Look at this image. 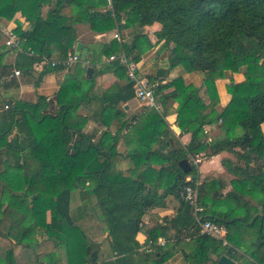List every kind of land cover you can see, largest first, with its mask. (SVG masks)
Segmentation results:
<instances>
[{
  "label": "trees",
  "instance_id": "16d2710c",
  "mask_svg": "<svg viewBox=\"0 0 264 264\" xmlns=\"http://www.w3.org/2000/svg\"><path fill=\"white\" fill-rule=\"evenodd\" d=\"M43 6L49 7L45 15ZM17 12L29 24L26 30L17 22L13 29L23 40L14 67L23 73H29L44 57L65 59L79 41L80 24L94 34L120 31L121 22L132 29L128 41L113 38L96 48L84 45L80 60L96 68L102 57L122 52L138 63L154 46L143 27L157 22L160 30L155 37L162 41L160 50H171L170 68L199 74L202 82L199 87L185 85L179 76L157 86L156 95L173 87L181 96L176 125L181 134H189L185 145L166 149V143L175 138L164 119L165 96H160L163 107H145L149 114L133 129L141 149L126 157L117 151L116 138L108 131L97 138L86 135L83 128L88 118L77 113L84 94L96 88L103 70L97 69L90 79L82 70L78 83L65 78L55 96V113L46 110L41 97L36 103L10 104L0 98V155L13 158L12 166L4 161L0 171V185L10 193L7 206L0 210L3 264H42L43 258L47 264H161L179 257L185 264H200L202 258L217 262L222 254L235 264H264V0H0V19L10 20ZM1 40L0 33V87L1 69L7 68L2 60L8 52ZM106 68L127 78L125 66L117 60ZM241 70L244 80L231 81L227 87L233 100L218 110L216 82ZM123 92L120 100L112 95L104 100L113 108L133 98L132 82L128 81ZM237 93L241 105L235 104ZM98 99L101 102V96ZM219 120L225 137L207 142L205 129ZM236 128L241 133L230 136ZM161 137L165 144L153 148ZM221 153L232 154L241 166L233 170L229 159L223 161L235 175L226 192L221 178L206 177L200 182L202 212L198 216L225 227L229 245L201 233L191 206L180 196L186 177L198 178V167L191 164V158ZM97 156L106 157V166L88 172ZM182 159L191 166L188 174L178 165ZM121 162L126 169L114 172ZM74 193L82 205L78 219L91 216L101 222L103 214L114 258L110 255L102 261L97 243L72 218ZM148 209L171 213L157 217L145 230V247L139 250L142 245L135 236L144 230L142 218ZM247 234L253 238L246 240ZM159 238L164 239L163 245L158 244Z\"/></svg>",
  "mask_w": 264,
  "mask_h": 264
},
{
  "label": "crops",
  "instance_id": "0c3cea01",
  "mask_svg": "<svg viewBox=\"0 0 264 264\" xmlns=\"http://www.w3.org/2000/svg\"><path fill=\"white\" fill-rule=\"evenodd\" d=\"M48 9H49L48 6H43L42 8L43 15L46 14ZM66 12L68 11L66 10ZM17 22H20L22 29H26V30L29 29V24L24 20V18L21 16V13L19 12H17L10 20L0 19V26L9 28L13 31V29L17 26ZM121 25H122L120 29L121 32L115 29L105 34H94L89 30L90 34L86 35L87 39L85 36L86 34L85 31L82 30V25L81 24L78 25L79 41L77 43L81 44L80 51L84 45H90L91 47L96 48V46L99 45V43L108 42L109 40L113 39V34L115 32L119 33L120 40L121 39L126 41L130 40V37L132 35L131 34L132 29L130 27H127L124 24V22H121ZM143 30L154 46L152 47V49L147 51L141 57L138 63H136L137 72L139 74L147 77L150 81L158 83V85H167L172 80L178 78L179 76H182L185 85H188L190 83L197 87L201 85V79L196 74L187 73L183 70L182 67H175L172 69L170 68L168 59L171 54V50L170 48H165L163 50H160L159 48L162 45V42L159 43L155 38V33L159 32L160 30L159 23L155 22L152 25L144 26ZM155 41L157 42L156 46H155ZM75 46L73 52H75ZM16 53L17 52H13L8 49V52L4 55L2 60V65L7 66V68L1 69L2 76H1L0 98L3 99V101L6 104L13 103L14 101L36 103L38 97H41L43 98V103H45L47 106L46 110L48 112L55 113L58 110V105L55 102V96L62 82L65 80V78L70 77V79H72L71 80L72 82L74 79L78 83L80 82L82 77V70H84L83 76L88 79L92 78V76L94 75L97 69L103 70L100 79L98 80V84L96 88L92 92L89 91L86 94H84L83 100L77 109V113L79 115L88 118V121L83 128V132L86 135H90L93 138H97L100 134H102V132L108 131L112 137L116 138L115 141L117 143V151L122 153L124 157H126L133 150L139 151L141 149L139 136L134 132L133 129L135 128L136 125H138L140 122H142L145 119V117L149 114L150 111L147 110L141 102L139 103L137 101L138 99L135 96L125 101H119V103L115 105L113 108L109 107L108 103L104 100V96L112 95L114 98L120 100L121 96L123 95L125 96V93L123 92V88L128 83V78H121L120 71L107 69L106 66L110 62L108 58L102 57V63L104 64L101 63V66L96 65L95 66L96 68L88 65L86 61H82L79 59V61L76 62L72 67L68 69L63 68L62 70L59 69L51 70L49 69V67L51 66L42 64V60H41L33 64L29 73H23L19 69L14 67ZM49 59L55 60L58 58L54 55L51 56ZM87 67L93 68L91 77H86ZM14 70H19L21 72V75L19 77L11 76ZM73 75L76 78H73L74 77ZM230 79H233V81L237 80L235 83L242 82L244 80L242 70L239 71L238 73H232V74L227 73L224 79H220L218 81L219 82L221 80L229 81ZM218 81L216 82V85L220 95L222 92L220 91ZM220 83H222V81ZM83 87H82V91L81 90L79 91L81 92L80 94L84 92ZM170 95H172L173 97H171ZM100 96H101V102L98 99V97ZM160 96H165V100H164L165 102L164 107L166 111L164 117L165 122L169 125V129H175L176 138H178L177 141L171 140L170 142H167L166 149H168L170 146L173 145L176 149H179V145L177 143L183 146L189 140V134H183V133L181 134V130L176 125V112L180 104L181 96L177 93V91L174 90L173 87L164 88L157 95L158 108L163 107V105L161 104L162 101L159 99ZM169 96L171 98H169ZM205 97L206 95L203 94V99ZM84 98H88V99H84ZM221 107L223 108L225 106H221ZM130 119L133 120V122L127 123L128 120ZM124 123L128 124L127 127L122 126ZM219 123L220 122H218V124ZM215 125L216 124L205 129L207 142H210L212 138L217 136L218 129ZM261 127L264 133V123L262 124ZM179 138L181 141L179 140ZM161 144H165V139L163 137H161L160 143L158 145ZM224 155L227 154L221 153L216 156L206 157L199 165L198 179L200 182H202V180L206 177L221 178L226 183V188L224 189V191L226 192L231 189V186L228 183L229 182L228 178L229 177L232 178L231 177L232 174L226 170L224 174L220 175L221 170L219 168L218 169L215 168L216 165L218 164V161L221 160L222 157H224ZM0 164H2V161ZM106 164H107L106 157L97 156L92 161V163L88 165L87 171L88 172L100 171L103 169V167L106 166ZM124 165L125 164L123 162L118 164L116 168L117 170H114V172L115 171L117 172L118 170L123 171L124 169H126ZM155 168L157 169L158 167ZM162 191L163 189L161 190V192ZM0 194L2 198L1 200L2 202L0 201V206H1L0 210L3 211L4 208L7 206V202H8L7 200L10 193L6 188L0 185ZM77 205H78L77 206L78 212L76 213L75 216L78 222L84 219L87 220L88 218H94L88 216V217H80V219H78L79 216H81L80 209L82 208V205L81 204H77ZM71 206L72 204H70V209ZM155 211L156 210L154 209L146 210L142 218V227L144 228V230L138 232L135 236V240L140 245H142V247L139 250H142V248L145 247L144 245V241L146 239L145 230L147 231L150 229L151 224L157 219V217H161L171 213L170 211H161L158 213H156ZM46 220L47 222L50 221L49 212H47ZM98 221L100 222L99 219ZM100 223H101V242L104 239L106 240L105 241L106 244L105 245L101 244V246H99L100 247L99 254L101 256V260L106 261L109 259L110 255H113V258L115 257L114 255L115 250L113 247L112 239L108 231H104L103 214H101ZM85 233L87 235L86 231ZM176 233L178 234V232L173 231L172 234H176ZM88 237L92 239V241H99L98 239H100V238L98 239L91 238L90 236ZM161 264H185V261L181 257H179L176 258L175 260L166 261ZM200 264H218V263L215 262L214 259L202 258Z\"/></svg>",
  "mask_w": 264,
  "mask_h": 264
},
{
  "label": "built area",
  "instance_id": "2783aa9c",
  "mask_svg": "<svg viewBox=\"0 0 264 264\" xmlns=\"http://www.w3.org/2000/svg\"><path fill=\"white\" fill-rule=\"evenodd\" d=\"M0 33L3 36L5 46L9 50L13 52H22L23 40L16 36L11 29L0 26ZM113 38L120 40L119 33L115 32L113 34ZM29 53L32 54L31 51H29ZM41 60L42 64L51 66L52 68H57L61 66L65 69H68L79 61V56L75 52H72L69 53L68 56L63 60H51L45 57ZM108 60H117L121 65L125 66L126 75L128 81L132 82V88L134 90L135 97L139 99V101L143 104L144 107L158 108L156 95L158 83L150 81L147 77L139 74L137 72L136 63L129 61L122 52L119 54L111 55ZM20 75L21 72L19 70H14L11 76L19 77ZM5 108H7V106H5ZM204 159V154L196 155L191 158V164L199 167V165ZM185 183V186L181 188L180 196L191 206L192 214L200 225V232L207 234L217 240H220L222 242V245H229L225 239L227 233L225 227L218 225L208 219L201 221V218L198 216V214L202 212V207H200L198 204V186L200 184L199 179L197 178L195 181H193L191 176H187L185 179ZM164 242L165 241L163 238L158 239L159 245H163Z\"/></svg>",
  "mask_w": 264,
  "mask_h": 264
},
{
  "label": "rangeland",
  "instance_id": "374dc122",
  "mask_svg": "<svg viewBox=\"0 0 264 264\" xmlns=\"http://www.w3.org/2000/svg\"><path fill=\"white\" fill-rule=\"evenodd\" d=\"M82 30H84L85 31V36L86 35H88V34H90V32H89V29L86 27V26H84V25H82ZM121 32V31H120ZM156 38V37H155ZM86 39H87V36H86ZM156 40H157V38H156ZM159 43L160 42H162V41H158ZM1 43L3 44L4 43V41H3V39L1 40ZM157 45V42L155 41V46ZM242 73H243V71H242ZM191 74H195V73H191ZM200 79H201V82H202V76L201 75H199V74H196ZM243 77H244V75H243ZM222 81V83H220ZM220 82H219V87H220V91L222 92L221 94H220V97H219V103H218V110H220V109H222V107L221 106H227L233 99H232V95L227 91V87H228V85L229 84H231V81H232V83H235L236 81H233V79H230L229 81H227V80H221ZM201 93H202V91H201ZM202 95H203V93H202ZM171 97H173L172 95H170ZM169 96V98H171ZM238 96H239V93H237L236 94V96H235V104H238V105H241L242 104V102H241V99L240 98H238ZM203 97V96H202ZM139 103H140V101H139V99L137 100ZM204 101H205V103L206 104H208V102H207V98L205 97L204 98ZM3 109H6L5 108V105H4V107H3ZM219 122H220V120H219ZM171 125V124H170ZM166 126H167V128L169 129V125L168 124H166ZM216 127H217V129H218V133H217V136H215L214 138H212V140L213 139H216V138H222V137H225V133H224V131L221 129V126H220V123L218 124V123H216V125H215ZM162 128H164V126H162ZM169 132L171 133V135H173L174 137H175V139L173 140V141H177L178 140V138H176V133H175V129H169ZM241 133V131H240V129L239 128H236V129H234L232 132H230V136L231 135H239ZM172 140V139H171ZM179 140H180V138H179ZM181 141V140H180ZM156 146H158V143L156 142V143H154V145L152 146L153 148H156ZM227 155H224V157H222V159L221 160H219L218 161V164L216 165V167L215 168H219L221 171H220V175H222V174H224V172H226V167H225V165L223 164V161L225 160V159H229L232 163H233V170H237L240 166H241V164L239 163H236V161H235V157L232 155V154H230V153H226ZM205 158H206V156H205ZM1 161H2V164H0V171L3 169V162L4 161H6V163L8 164V165H11L12 166V164H13V158L12 157H10V156H6L5 154H1L0 155V163H1ZM198 169H199V167H198ZM264 171V169H262V172ZM232 175H231V177L232 178H228V180H229V185H230V181L232 180V179H234L235 178V175L233 174V173H231ZM231 186V185H230ZM9 198H10V194H9V197H8V200H9ZM2 200V198H1V194H0V201ZM7 200V201H8ZM7 201H5V202H7ZM2 202V201H1ZM8 203V202H7ZM4 204V203H3ZM70 204H72V206H71V209H70V211H71V216H72V218L74 219V221L78 224V226L83 230H85L86 232H87V235L88 236H90L91 238H95V239H98V238H100V239H98L99 241H94L95 243H97V245L98 246H101V244L102 245H105L106 244V240H102V242H101V223L98 221V219H96L95 217L94 218H88L87 220L86 219H84V220H82V221H79L78 222V220H77V218H76V213L78 212V205L77 204H80L79 203V196L78 195H76V193H74V196H73V198H72V200H71V203ZM84 231V232H85ZM250 238H253V236H249L248 234L246 235V240H248V239H250ZM92 240V239H91ZM39 242H41V239H39ZM100 248V247H99ZM43 261H41V263L42 264H47V262H45L46 260H45V258H43L42 259ZM43 262H45V263H43ZM0 264H3V260H2V257L0 256ZM18 264H22L21 262H18Z\"/></svg>",
  "mask_w": 264,
  "mask_h": 264
},
{
  "label": "water",
  "instance_id": "95a60500",
  "mask_svg": "<svg viewBox=\"0 0 264 264\" xmlns=\"http://www.w3.org/2000/svg\"><path fill=\"white\" fill-rule=\"evenodd\" d=\"M80 48H81V44L77 43L76 46H75V53L77 55L80 54ZM92 72H93V68L92 67H87L86 68V77H91ZM178 165L181 168V170L183 171V173H185V174H188L191 171V166H190L188 160H186V159L180 160L178 162ZM217 263L218 264H235V262L231 258L226 256L225 254H222L219 257Z\"/></svg>",
  "mask_w": 264,
  "mask_h": 264
}]
</instances>
